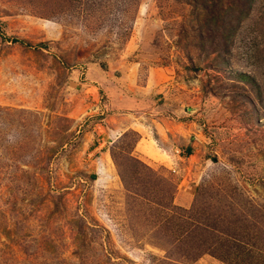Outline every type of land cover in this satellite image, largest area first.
I'll use <instances>...</instances> for the list:
<instances>
[{
  "label": "rangeland",
  "instance_id": "1",
  "mask_svg": "<svg viewBox=\"0 0 264 264\" xmlns=\"http://www.w3.org/2000/svg\"><path fill=\"white\" fill-rule=\"evenodd\" d=\"M238 3L0 0V264H264V0Z\"/></svg>",
  "mask_w": 264,
  "mask_h": 264
},
{
  "label": "trees",
  "instance_id": "2",
  "mask_svg": "<svg viewBox=\"0 0 264 264\" xmlns=\"http://www.w3.org/2000/svg\"><path fill=\"white\" fill-rule=\"evenodd\" d=\"M250 1L251 0H238V4L239 5H237L238 6V8H239V11H240V14H246V12H244V7L246 6V5H248L249 3H250ZM241 5V6H240ZM204 7V9H206V11L207 12H209V11H211L210 10V5H208V6H203ZM237 8V9H238ZM225 9L226 8H224L221 4L219 5V8H218V10H219V12H217V14L215 15V14H213V16H216V18H214V17H210V18H208V19H206V21L205 22H212V21H214V22H216L218 19H220L221 18V12H225ZM246 10H249V9H246ZM209 20V21H208ZM174 207H177V206H175L174 205ZM182 209H184V212H186V210L187 209H185V208H182ZM190 210V209H189ZM211 224V223H210ZM212 225V224H211ZM186 226H187V230L189 229V227H190V224H186ZM204 227V229H206V230H209V229H212V227L211 226H209V223H205L204 225H203ZM204 240H198V242H199V245H200V249H201V247L203 246V242ZM193 242V241H192ZM227 245V243L226 244H224V245H222V247H224V248H226L225 246ZM244 245H236V248L238 247V252L237 251H230L228 248H226V255L227 256H225L224 257V259L225 260H227L229 257H231V255H233L234 257H233V259H235L236 261H244V260H246L247 258H245L244 257V255H247L248 253H246L247 252V249L246 250H244V249H242V248H240V247H243ZM209 247H207V249H208ZM240 249H242V250H240ZM236 255V256H235ZM248 260H251L250 258L248 259ZM252 261V260H251Z\"/></svg>",
  "mask_w": 264,
  "mask_h": 264
}]
</instances>
